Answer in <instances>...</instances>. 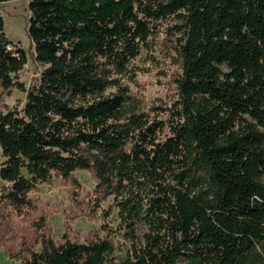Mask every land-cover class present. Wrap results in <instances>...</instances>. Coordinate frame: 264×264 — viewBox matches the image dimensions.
Returning <instances> with one entry per match:
<instances>
[{"label":"trees","instance_id":"trees-1","mask_svg":"<svg viewBox=\"0 0 264 264\" xmlns=\"http://www.w3.org/2000/svg\"><path fill=\"white\" fill-rule=\"evenodd\" d=\"M27 1L45 67L25 89V51L0 14V89L26 92L21 111L0 112V205L28 209L38 183L86 170L131 248L117 259L107 237H42L22 264H264V0ZM172 15L180 72L166 124L121 78Z\"/></svg>","mask_w":264,"mask_h":264},{"label":"rangeland","instance_id":"rangeland-1","mask_svg":"<svg viewBox=\"0 0 264 264\" xmlns=\"http://www.w3.org/2000/svg\"><path fill=\"white\" fill-rule=\"evenodd\" d=\"M3 31L13 44L23 48L26 63L17 73V79L25 89L36 85L45 67L35 58L33 44L28 36V1L8 0L0 2ZM180 19L169 16L153 23V32L142 45L140 53L129 63L134 79L121 78L127 85L139 111L150 118L170 123V109L177 99L175 79L179 74L176 27ZM113 90V89H112ZM25 91L15 87L9 91L0 89V112L21 111L25 103ZM159 139L170 135L167 125L157 132ZM3 157L0 151V163ZM75 181L52 175L40 182L29 193L30 207L11 211L0 205V264H22L29 250H37L42 237L54 242L65 239L85 241L93 237H107L116 247L115 257L123 258L131 248L126 229L117 216L112 195L102 198L89 171H73ZM5 182L0 179V194ZM143 226L137 229V234ZM28 250V251H27Z\"/></svg>","mask_w":264,"mask_h":264}]
</instances>
